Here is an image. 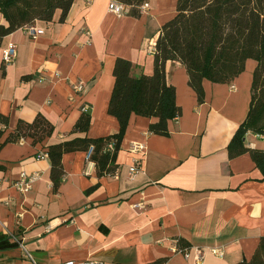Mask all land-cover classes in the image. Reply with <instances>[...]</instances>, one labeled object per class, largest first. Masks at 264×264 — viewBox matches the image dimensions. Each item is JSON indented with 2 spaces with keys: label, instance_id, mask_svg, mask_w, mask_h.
<instances>
[{
  "label": "crops",
  "instance_id": "1",
  "mask_svg": "<svg viewBox=\"0 0 264 264\" xmlns=\"http://www.w3.org/2000/svg\"><path fill=\"white\" fill-rule=\"evenodd\" d=\"M110 1L73 0L63 15L58 9L51 21L32 23L41 34L19 28L0 39V236L16 242L0 251V264H195L197 252L198 264L249 260L264 236V179L248 153L229 158L226 147L249 108L253 59L228 83L202 80L201 102L185 67L167 61L166 80L181 109L168 134L149 131L156 118L131 114L114 174L98 176L84 150L70 151L54 187L48 155H38L75 137L118 132L107 112L115 59L129 60L135 76L151 74L155 40L177 0H147L138 16L128 5L115 15ZM0 24L7 25L1 13ZM9 44L15 56L6 63ZM76 82L82 91L72 89ZM82 112L89 127L76 132ZM37 115L52 126L48 137L15 135L19 120ZM257 135L246 133L244 143L264 149ZM21 172L31 177L26 191L14 185Z\"/></svg>",
  "mask_w": 264,
  "mask_h": 264
},
{
  "label": "trees",
  "instance_id": "2",
  "mask_svg": "<svg viewBox=\"0 0 264 264\" xmlns=\"http://www.w3.org/2000/svg\"><path fill=\"white\" fill-rule=\"evenodd\" d=\"M72 1L0 0V13L7 22L6 26L0 24V39L36 20L51 21L58 9L63 15ZM120 1L130 7L128 14L138 16L140 6L147 0ZM247 59L256 62L249 108L226 148L229 158L248 153L264 179V149L250 148L244 143L248 132L264 134V0H177L175 15L160 27L155 40L151 74L135 76L129 60L115 59L107 112L117 119L118 132L98 138L75 137L47 147L54 187L63 173L62 154L86 151L90 146L93 147L90 160L95 163L98 176L114 174L118 167L116 154L131 114L156 118L149 124V131L168 134V121L178 117L181 109L175 102L174 86L166 80L167 61H177L185 67L188 84L201 102L202 80L228 83L244 70ZM5 121L6 117L0 114V122ZM89 123V115L82 112L73 130L87 132ZM15 131L16 136L28 135L41 140L51 134L52 126L37 115L31 123L19 120ZM109 143L112 149L108 148ZM15 246L16 242L0 236V251ZM165 260L159 258L152 264H164ZM236 264H264V236L260 237L252 257Z\"/></svg>",
  "mask_w": 264,
  "mask_h": 264
},
{
  "label": "built area",
  "instance_id": "3",
  "mask_svg": "<svg viewBox=\"0 0 264 264\" xmlns=\"http://www.w3.org/2000/svg\"><path fill=\"white\" fill-rule=\"evenodd\" d=\"M86 4L90 3V0H85ZM148 4L146 2H144L141 6L140 9H145L147 8ZM127 5L121 1H116V0H111L108 4V9L109 11L113 12L115 15L117 16H122L126 10H127ZM25 32L30 36V37H35L37 34H41L43 31L40 29H36L32 23L27 24L25 26L22 27ZM15 56V48L13 44H9L4 50H3V54H2V59L4 62H10L13 60ZM72 89L76 92H80L83 89V84L82 82H76L72 84ZM83 111L86 110L85 107L82 108ZM257 136L264 138V134H258ZM134 148H132L133 150L137 149V146H133ZM109 149L113 148L112 143H109L108 145ZM93 151V147L90 146L86 151H85V159L86 160H90L91 154ZM38 157L43 158V157H47L46 153H41L38 155ZM30 181H31V177L27 176L25 174V172H21L20 176L18 178L17 181L14 182V185L20 189L21 191H26L29 189L30 186ZM180 251H182V249H180ZM212 253L218 255V256H222V252L218 251L216 249H212ZM187 256V254H186ZM201 259V253L197 252L195 257H194V261L195 264H198L199 261ZM62 264H103V262L101 261H97V260H93V259H87V260H83V261H75V260H67L64 261Z\"/></svg>",
  "mask_w": 264,
  "mask_h": 264
}]
</instances>
